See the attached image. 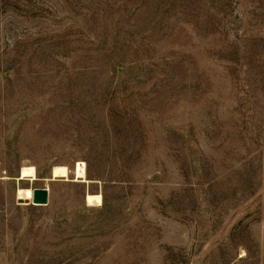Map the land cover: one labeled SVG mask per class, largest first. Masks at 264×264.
<instances>
[{"label":"rangeland","instance_id":"1","mask_svg":"<svg viewBox=\"0 0 264 264\" xmlns=\"http://www.w3.org/2000/svg\"><path fill=\"white\" fill-rule=\"evenodd\" d=\"M0 168V264H264V0H0Z\"/></svg>","mask_w":264,"mask_h":264},{"label":"bare ground","instance_id":"2","mask_svg":"<svg viewBox=\"0 0 264 264\" xmlns=\"http://www.w3.org/2000/svg\"><path fill=\"white\" fill-rule=\"evenodd\" d=\"M71 172L74 174L75 181H83V182L88 181L86 163L81 160L75 164L73 171H71L69 167L65 164H54L51 168L49 177H54V180H57V179L69 180ZM19 176L21 179H24V178L38 179V174H37V171L34 165H26V164L22 165L19 170ZM1 177H2V172L0 168V178ZM43 180L46 182L52 181L49 179H43ZM32 198H33V191H32ZM86 200L90 204L98 205L102 203V196L100 194L88 193L86 196ZM245 255H246L245 251L242 250L241 257Z\"/></svg>","mask_w":264,"mask_h":264},{"label":"water","instance_id":"3","mask_svg":"<svg viewBox=\"0 0 264 264\" xmlns=\"http://www.w3.org/2000/svg\"><path fill=\"white\" fill-rule=\"evenodd\" d=\"M43 179H49L54 181V177H45ZM49 196H50L49 184L46 183L43 187H35L33 189L32 203L35 205H47L49 203Z\"/></svg>","mask_w":264,"mask_h":264}]
</instances>
